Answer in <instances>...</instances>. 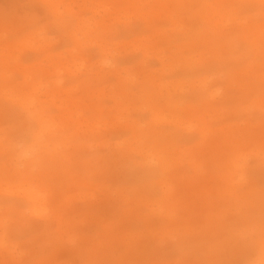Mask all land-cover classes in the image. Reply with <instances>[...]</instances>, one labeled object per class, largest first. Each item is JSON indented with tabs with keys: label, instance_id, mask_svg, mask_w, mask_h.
<instances>
[{
	"label": "rangeland",
	"instance_id": "374dc122",
	"mask_svg": "<svg viewBox=\"0 0 264 264\" xmlns=\"http://www.w3.org/2000/svg\"><path fill=\"white\" fill-rule=\"evenodd\" d=\"M263 262L264 0H0V264Z\"/></svg>",
	"mask_w": 264,
	"mask_h": 264
},
{
	"label": "bare ground",
	"instance_id": "6f19581e",
	"mask_svg": "<svg viewBox=\"0 0 264 264\" xmlns=\"http://www.w3.org/2000/svg\"><path fill=\"white\" fill-rule=\"evenodd\" d=\"M23 193H24V191H23ZM29 193H31V191ZM28 199L33 202V201L38 200V197L34 196V195H30V196H28ZM263 264H264V262H263Z\"/></svg>",
	"mask_w": 264,
	"mask_h": 264
}]
</instances>
